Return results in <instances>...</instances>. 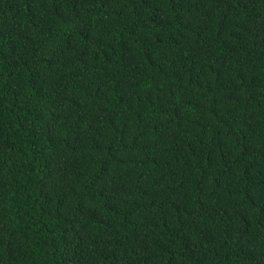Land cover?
Here are the masks:
<instances>
[{"label": "trees", "instance_id": "1", "mask_svg": "<svg viewBox=\"0 0 264 264\" xmlns=\"http://www.w3.org/2000/svg\"><path fill=\"white\" fill-rule=\"evenodd\" d=\"M0 264H264V0H0Z\"/></svg>", "mask_w": 264, "mask_h": 264}]
</instances>
